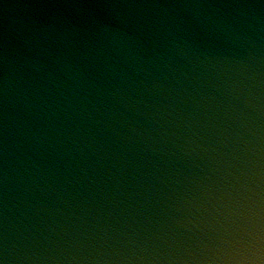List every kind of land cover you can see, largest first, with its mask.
Returning a JSON list of instances; mask_svg holds the SVG:
<instances>
[{
    "label": "water",
    "instance_id": "water-1",
    "mask_svg": "<svg viewBox=\"0 0 264 264\" xmlns=\"http://www.w3.org/2000/svg\"><path fill=\"white\" fill-rule=\"evenodd\" d=\"M0 264H264V0H0Z\"/></svg>",
    "mask_w": 264,
    "mask_h": 264
}]
</instances>
